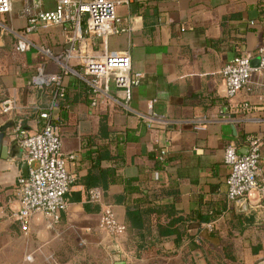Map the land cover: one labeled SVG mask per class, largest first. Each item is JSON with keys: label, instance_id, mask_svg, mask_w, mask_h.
<instances>
[{"label": "crops", "instance_id": "crops-1", "mask_svg": "<svg viewBox=\"0 0 264 264\" xmlns=\"http://www.w3.org/2000/svg\"><path fill=\"white\" fill-rule=\"evenodd\" d=\"M29 1L13 0L12 10L0 15L9 28L0 37V103L17 101L13 115L0 112V127L12 124L0 149V264L56 261L62 246L79 244L111 264H260L264 198L251 193L242 210L228 200L223 152L233 146L245 153L248 142L259 139L264 172V71L230 99L221 71L235 56L258 61L264 0H131L116 7L118 26L129 30L106 43L83 34L85 17L76 24L31 23L36 10ZM39 1L44 11L55 7L54 0ZM21 37L31 45L24 52L17 49ZM68 45L82 54L128 53L141 81L127 106L105 97L91 105L76 62L62 78L63 97L55 96L52 85H35L40 72H61L41 47L57 54ZM45 111L59 132L74 182L58 222L49 227V218L36 214L23 230L11 218L24 177L13 125L20 119L35 133ZM152 115L167 125L149 122ZM201 118L208 122L195 130ZM91 188L103 191V203L125 226L117 240L101 230V206L87 202ZM211 220L214 237L202 248L186 239L199 237L198 225Z\"/></svg>", "mask_w": 264, "mask_h": 264}, {"label": "built area", "instance_id": "built-area-1", "mask_svg": "<svg viewBox=\"0 0 264 264\" xmlns=\"http://www.w3.org/2000/svg\"><path fill=\"white\" fill-rule=\"evenodd\" d=\"M131 0H54L53 10L41 9V1L30 0L27 5L35 9L31 17L33 24L61 25L64 23H79L85 17L83 34L91 39H101L106 43L108 37L125 33L126 27L118 26L116 7L128 4ZM13 0H0V15L8 14L12 10ZM9 28L0 22V37ZM30 43L25 38L17 42V49L21 52L30 49ZM41 51L60 66L58 74L40 72L34 79L39 87L54 86L55 96L63 97L62 78L73 70L69 64L76 62L83 73V80L88 87L91 105L95 106L100 97H105L127 106L131 90L140 84L141 74L131 71V59L128 53H109L107 51H92L82 54L74 45H68L60 53L53 54L50 49L41 47ZM258 65L253 66L251 59L235 56L224 65L221 71L225 94L233 98L242 89L248 90L253 74L264 71V46L257 51ZM111 91L119 97L111 94ZM119 99V100H118ZM17 109L15 98H7L0 103V112L13 115ZM43 121L42 127L35 133L28 132L19 119L13 125L14 141L22 149L23 160L27 164L26 177L18 180V209L11 218L21 229L27 230L30 219L36 214H43L51 223L59 221L61 212L67 209L65 196L70 192L74 177L65 166L62 155V141L57 128L52 124L49 111L39 114ZM151 123L161 126L168 121L159 116L148 118ZM208 119L201 118L194 121L193 128L201 129ZM161 151V155H163ZM70 158H73L72 156ZM223 161L229 170L225 181L226 195L230 202L247 198L251 193L258 192L264 198V172L261 166V142L251 139L245 153H239L237 148L227 146L223 152ZM87 202L101 206L99 226L103 233L113 240H117L125 233V226L121 224L108 204L103 203V191L91 188L87 191ZM208 229L212 226L207 225ZM196 241L198 238L195 239ZM27 261L31 257L26 258ZM264 264V257L260 261Z\"/></svg>", "mask_w": 264, "mask_h": 264}, {"label": "rangeland", "instance_id": "rangeland-1", "mask_svg": "<svg viewBox=\"0 0 264 264\" xmlns=\"http://www.w3.org/2000/svg\"><path fill=\"white\" fill-rule=\"evenodd\" d=\"M60 257L58 260L54 259L45 260L43 257L37 261L40 264H111V261L105 255L90 254L87 249L79 244L77 246H62V249L59 253ZM32 258V257H31Z\"/></svg>", "mask_w": 264, "mask_h": 264}, {"label": "trees", "instance_id": "trees-1", "mask_svg": "<svg viewBox=\"0 0 264 264\" xmlns=\"http://www.w3.org/2000/svg\"><path fill=\"white\" fill-rule=\"evenodd\" d=\"M128 217L130 219L132 217V215H130V213H129ZM180 224H184L185 228H189L190 227L189 223L185 222L184 220H181ZM209 224L212 226L211 229L207 228V225H209ZM198 227H199L198 230L200 231V235H199V237H195V238H198V240L196 241L194 239V237L190 236V235H186V239H188L190 242H192L193 244L197 245L198 247L202 248V246L207 244L208 241L211 240L214 237L215 221L211 220V221L205 222L203 224H199ZM126 230H127V227H126ZM136 255H139L138 251L136 252Z\"/></svg>", "mask_w": 264, "mask_h": 264}, {"label": "water", "instance_id": "water-1", "mask_svg": "<svg viewBox=\"0 0 264 264\" xmlns=\"http://www.w3.org/2000/svg\"><path fill=\"white\" fill-rule=\"evenodd\" d=\"M251 64L253 66H257L258 65V61L257 60L255 62L251 61ZM11 125H12L11 123H7L4 126L0 127V149H3V140H4L5 135H6V130L9 127H11ZM15 144L19 147L17 142H15ZM22 170H23L24 177H26L27 176V172H28V167H27V164L25 162L23 163ZM236 205L241 210L245 209V207H246V198H242V199L237 200L236 201Z\"/></svg>", "mask_w": 264, "mask_h": 264}]
</instances>
